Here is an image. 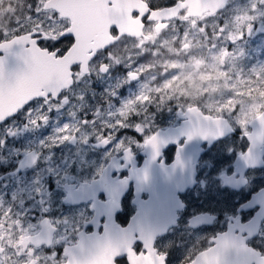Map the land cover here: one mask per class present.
<instances>
[{"label":"flooded vegetation","instance_id":"1","mask_svg":"<svg viewBox=\"0 0 264 264\" xmlns=\"http://www.w3.org/2000/svg\"><path fill=\"white\" fill-rule=\"evenodd\" d=\"M100 1L108 12L104 36L88 39L92 27L87 28V39L75 40L63 57L38 47L32 35L26 41L10 42L36 29L0 40L17 43L28 58L42 61L45 53L58 60L73 50L62 63L70 82H58L66 87L35 99L28 110L0 125V264H66L65 253L84 244L80 238H100L105 226L125 229L135 219L134 231L124 234L123 241L116 234L106 236L118 251L132 242L118 257L127 253L130 264H164V256L167 264H195L205 258L211 264H264V137L252 152L249 141L250 124L264 109L242 133L232 116L217 115L214 104L186 88L189 60L185 56L173 52L157 58L158 50L165 54L167 48L174 50L184 34L196 33L195 27L200 36L182 51H192V45L215 48L219 42L212 34L221 37L224 21L236 25L249 20L246 31L255 38V26L264 33V15L252 7L240 14L231 10L241 0H227L222 9L213 8L216 0H197L177 12L162 7L172 0H150L157 10L148 17L150 23H142L133 12H148L149 0ZM71 10L75 23L77 10ZM62 23L57 37L72 26L69 19ZM127 24L136 30L132 35L125 34ZM113 25L119 35L110 31ZM66 46L67 41L60 48ZM8 53L11 63L16 52ZM93 57L98 58L93 61ZM29 61L34 62L29 70L34 74L38 62ZM75 64L78 71L73 70ZM15 70L21 75L20 64ZM53 79L57 81L42 75L41 80H28L24 89ZM97 81L102 84L93 87ZM21 85L11 81L9 91L22 93L14 89ZM61 91L64 96L57 99ZM45 92L42 89L40 94ZM71 117L74 120H68ZM205 117L221 121L210 122L218 126L215 140L199 145L196 138L203 133ZM129 154L131 160L126 159ZM47 159L54 161L49 174ZM66 160L87 165L78 170L70 164L68 175L61 177L59 163ZM169 224L174 225L166 230ZM198 236L199 242L192 244L190 240ZM142 239L148 240V249L136 255L132 246L144 250ZM223 239L229 248L224 255ZM46 251L60 254L61 260L45 259Z\"/></svg>","mask_w":264,"mask_h":264},{"label":"rangeland","instance_id":"2","mask_svg":"<svg viewBox=\"0 0 264 264\" xmlns=\"http://www.w3.org/2000/svg\"><path fill=\"white\" fill-rule=\"evenodd\" d=\"M44 1L46 0H42V3ZM33 4L34 0H0V40L25 29H36L52 39L57 38L63 23L55 19L51 26L41 27L44 23L43 17L50 16L51 13L42 12L41 16L37 17L36 9L30 7ZM251 7L260 9L259 14L264 15V0L237 1L233 3L231 10L240 14ZM248 21L243 20L245 25H235L234 22L230 23L232 21H224L221 37L216 32L212 34L215 41L219 42L213 49L202 50L192 45V51H182L184 45L191 44L197 36H200L199 28L195 27L196 33L189 32L188 36L184 34L179 46L174 50L167 48V54L158 50L157 54L158 59L169 57L173 55V52L175 56H185L189 60L186 88L192 93L201 94V98L205 99L206 103L214 104V112L217 115L232 116L235 109L236 115L232 117L242 133L248 131L246 129L248 122L264 109V33L262 29H257L255 26L252 35L256 33V37L253 38L246 31ZM187 24L191 30L192 22L189 21ZM202 38L207 39L208 36L204 34ZM195 51L206 55L202 57L195 55L193 54ZM38 109L41 110L40 107ZM60 110L63 112V107H60ZM68 120H74V118L71 117ZM30 145H34L32 140ZM71 161L73 160L59 163L61 177L68 175L70 164L78 170L87 165L86 161L75 160L72 163ZM46 162L45 170L46 174H49L54 161L47 159ZM62 226L64 230L65 227ZM199 240L198 236L196 241L191 239L190 242L194 244Z\"/></svg>","mask_w":264,"mask_h":264},{"label":"water","instance_id":"3","mask_svg":"<svg viewBox=\"0 0 264 264\" xmlns=\"http://www.w3.org/2000/svg\"><path fill=\"white\" fill-rule=\"evenodd\" d=\"M195 1L197 2V0H185L183 3L179 2L176 4L175 7L170 9V11L177 12L186 7L190 8L191 4L196 3ZM226 1L227 0H219L218 2V0H216L213 8L222 9L225 6ZM95 2H97L98 4ZM102 4L103 3L100 0L98 1L48 0L44 3V6L49 9H52V8L58 9V10L60 9L59 10L60 16L66 17L67 19L72 21L71 28H69L66 32H70L74 34L76 41H83L87 39V35H88L87 28L89 29L90 27H92L91 28L92 35L88 39H97L99 36H104L106 32V29H105L106 20L105 19L107 18V14ZM61 5H65V7H61ZM72 7L77 8L76 9L78 11L77 13H79L81 16V18H79V16L77 15L75 23L72 20L75 18L70 13V11L73 10V9L71 10ZM192 8H198V6H192ZM165 12H169V10ZM96 15H100V17H102L100 21H98L97 18H95V21H93V16H96ZM125 16L126 14L120 15L121 18H125ZM124 28H125V34L127 35H132L133 33H135L134 31H136L135 29L132 28V26L128 24H127V27L125 26ZM28 38L29 36H21L19 38H15L11 40L10 42L26 41ZM15 44L17 45V43ZM0 45H3L6 49L14 50L16 52V56L13 57V61L11 60L12 62L10 63L9 59H12V58L9 56V53L8 52L5 53L4 51L0 50V59L4 60V66H3L4 70L0 71V121L4 120L5 117H8L12 113L16 112L17 109H20L22 105L27 103L29 100H33V98L38 99L43 96L45 97L49 93H52V94L54 93V95H56L60 90L66 87V85L58 84L60 80L66 83L70 82V79L67 74V69L65 65H63L62 63L70 59L71 55L73 54L72 53L73 50L70 53H68L63 59H58V60L54 59V55H47L45 53L46 59L42 61L36 56H32V55L29 56L28 58L27 53L22 50V47H19V46L12 47V44L9 42H4V43H1ZM77 49H80V48L78 47L76 48V50ZM20 54H22L23 59L20 58ZM29 60H34L38 62L35 64L36 71L34 74L30 73L29 71L31 66L34 65V62L29 61ZM19 64L21 66V75L18 76L15 70V67ZM42 75L44 76V78H46V80H50L51 78L54 77L57 81H54L53 79V82H51L50 84L46 83L45 85H42V86L37 85L35 87H31V89H27V88L24 89L28 80H32L34 78L41 80ZM11 81L12 83L15 82L16 84H22L20 87H16V86H15L16 88L14 87V89H22V93H16V92L11 93L9 91L12 89L10 86ZM42 89L46 90L44 95L40 94ZM202 120L206 122V125L205 127L201 128L203 133L201 134L200 138H196L198 140L197 143H199V145L200 144L203 145L204 143L211 144V142L215 140L214 139L215 129L218 126L216 125V128H215L214 127L215 125H210V122H220L221 120L220 119L213 120L210 117L202 118ZM2 123L3 122H0V125ZM250 128H252V134L249 137V141H250L251 152H252V150L255 149L256 145L261 140V137H264V112L250 124ZM189 131H191V129H189ZM220 137H223V135L218 136V138ZM94 185H92L91 187L84 186V188L81 190H87L89 188H92ZM168 191L169 190L166 189L164 193H162L163 199H165ZM150 201H153V198H151L147 203H149ZM134 222H136V219L134 220ZM134 222L129 224V226L125 229H120L119 227H116L114 224H111L104 229V234L100 238L92 237L87 240L80 238L79 241H84V244H81L80 242V244L77 247L71 250V253L67 256L68 262L66 264H114L113 262L115 260V257L117 255L122 254V251L124 249H129L131 247L132 242L130 243L128 241L125 244V246L122 244L120 250L118 251V250L113 249L111 241H109L106 238V236L110 233L116 234L117 236H120L123 241L124 234H129L134 231L136 227L135 226L136 224H134ZM173 225L174 224H169L168 226H166L167 227L166 230ZM155 227L157 229V226ZM166 230H164L163 232H158V231L157 232L158 234H161V233H164ZM146 232L148 231L146 230ZM147 241L148 240L142 239L141 243L143 244V248L145 245V248L148 249ZM195 264H211V263H209V261L205 258L204 260H200Z\"/></svg>","mask_w":264,"mask_h":264},{"label":"snow or ice","instance_id":"4","mask_svg":"<svg viewBox=\"0 0 264 264\" xmlns=\"http://www.w3.org/2000/svg\"><path fill=\"white\" fill-rule=\"evenodd\" d=\"M111 2V0H109V3ZM178 0H172V2L170 4L167 5H162V7H175L177 4ZM30 7H33L36 9V16L40 17L41 13H48L50 12L51 15L50 16H44L43 20L44 23L41 24V27H45V26H51L53 20L57 19L58 17L60 18L61 22L66 21V17H61L60 16V12L58 9H49L46 8L44 6V4L42 3V0H34V4L31 5ZM149 11L145 12L143 15L140 14L139 11H134L133 15H138L141 17V22L142 23H150V21L148 20V17L151 15V12L156 11V7L150 2L149 0ZM110 31L114 34V35H119V28L116 25H113L110 29ZM32 37L35 40V43L38 47H42L44 50L48 51V52H54L56 56L58 57H63L69 50V47L75 43V36L74 34L70 33V32H64L62 35H60L59 37H57L56 39H52L51 37L45 36L43 32H34L32 33ZM65 41L68 42V46L64 47V48H60V45L63 44ZM12 47H18V45H16L15 43L12 44ZM0 50L4 51L5 53L9 52V49H6L3 45H0ZM20 58L23 59L22 54H20ZM98 57H93V61H95V59H97ZM4 60L0 59V71L4 70ZM74 71H78L79 70V65L75 64L72 66ZM99 84H102V82L97 81L96 83H94L92 86L93 87H97ZM64 96V92L61 91L58 96L57 99H60ZM36 98H33V100H29L27 103H25L24 105H22V107L20 109H17L16 112L12 113L10 116L5 117L4 120L0 121V122H7V120L11 117H15L16 114L18 112H20L21 110H28L29 106L32 105L34 103V100ZM239 107V106H237ZM232 116L236 115V110L234 109L232 114ZM193 136V133L188 134L189 139H191ZM150 142V141H149ZM146 142V143H149ZM132 156L131 154H129L126 159L131 160ZM147 178L146 174H145V179ZM224 240V244L225 247L223 249V255L228 251V240L227 239H223ZM42 247V246H41ZM133 250L135 252L136 255H140L142 252H146L147 249L145 248L144 245V250H141L140 246H136L133 247ZM37 252V251H36ZM45 255V259H50L51 261H55V262H59L61 260V256L60 254L57 253H53L50 251H46L44 252ZM121 255V254H120ZM120 255H117L115 257V261L114 264H130L128 255L126 253V256L124 258H120L118 259V257H120ZM64 256V254H63ZM191 259V258H190ZM164 264H167V257L164 256Z\"/></svg>","mask_w":264,"mask_h":264},{"label":"bare ground","instance_id":"5","mask_svg":"<svg viewBox=\"0 0 264 264\" xmlns=\"http://www.w3.org/2000/svg\"><path fill=\"white\" fill-rule=\"evenodd\" d=\"M76 9H77V8H76ZM77 12H78V11H77ZM79 12H80V11H79ZM75 14H77V15L79 16V18H81V16H80L79 13H76V12H75ZM106 14H107V13H106ZM95 18H97L98 21H100L102 17H100V15L93 16V21H95ZM91 21H92V20H91ZM82 24H83V22H82Z\"/></svg>","mask_w":264,"mask_h":264}]
</instances>
